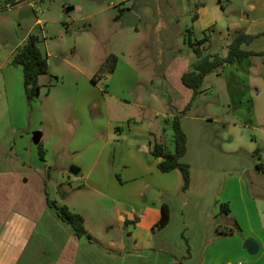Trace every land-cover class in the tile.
<instances>
[{"label": "crops", "instance_id": "obj_1", "mask_svg": "<svg viewBox=\"0 0 264 264\" xmlns=\"http://www.w3.org/2000/svg\"><path fill=\"white\" fill-rule=\"evenodd\" d=\"M125 1L121 0L120 4ZM177 1L180 0H175V2ZM260 1L264 7V0ZM90 2L92 1L90 0ZM104 2L105 0H103ZM110 8H116L115 13L110 14L112 26L134 29L132 33H129L133 38L130 46L134 47L137 43L142 42L144 37L137 27L141 17L134 13L138 18L136 27H126L122 21L123 11L126 7L124 5L118 7V5L110 3ZM193 8L196 10V21L189 20L187 22L188 19L179 18V26H177L179 33L185 37V34L189 35L188 31H190V36H195V32L198 30L200 34L208 37L209 42L211 34L207 35L206 32L214 31L206 7L202 0H197L193 4ZM176 9L178 13H185L182 6H178ZM254 11V7L250 5L247 10H244L245 13H242V15L245 14L246 23L250 25L246 27L247 29H243L240 13L237 17L239 22L234 21L231 26L237 27L238 31L241 30L240 32L245 30L244 33L247 35L255 36L251 31V26L257 20L250 17ZM159 13L156 9L157 16ZM105 26L108 27L109 24L105 23ZM156 28L163 31L161 43H171L168 34L177 28H168L165 23L160 22L157 23ZM229 32L230 27L227 28V36H229ZM202 38L196 39V41ZM225 38L223 37V39ZM148 44L149 47L152 46V42H148ZM244 46L246 45H243L242 49ZM188 50L191 52L189 47ZM160 55L158 52L156 58L157 60L161 59L162 72H179L176 88L182 95L179 100H169L168 108H166V104L160 105L156 98L148 97L149 101L155 100L156 106L164 107L165 111L163 112L157 108L155 111L152 107H147L148 101L140 96V90H144L140 85L144 86L145 82L141 81L142 74L138 72H151L149 65L146 64L147 57L143 52L133 56L131 51H124L121 53V57L109 54L103 60L104 63L107 62L106 67L103 66V63L101 69L104 67L102 71L104 70L107 75L104 92L108 97L126 107H135L136 111L140 112L143 121H149L153 112H156V117L161 116L163 121L168 123V119L176 115L175 111L183 110L192 96V92L187 88H181L180 84L182 74L187 71L192 61L182 62V54L173 52L170 46L162 49ZM132 61L142 63L134 65ZM117 72H120L119 80ZM128 75H131V81L127 80ZM93 80L95 83L94 78ZM90 81L92 82L91 79ZM97 86L98 84H95L94 87ZM251 89L255 95L254 98L251 96V110H248V113L245 108L236 109L233 107L232 112H228L223 119L208 121V119L200 117L190 118L188 113L192 109L191 106L190 110L181 117L180 125L187 139L186 152L181 161L189 166L190 171V184L185 192L181 191L183 180L180 172L177 170L167 173L159 172L157 170L158 161L150 154L151 146L157 142L164 145L168 151L173 152L172 137L170 136L169 139L165 137V127L161 125L155 127L156 133H154L150 131L151 126L143 128V121L136 122L130 118L124 121L120 119L112 121L110 105L107 101L100 108V119L98 120L100 123L103 122V125L106 122L104 141L100 145L99 151L108 150L111 154L110 141L113 137L111 134L113 123L115 126L127 127L128 130L125 131L123 138L129 137V141L125 145L127 151L132 147L126 160L122 163V182L130 183L122 186H126V188H121L120 194L110 195L111 193L107 190L109 188L105 187L106 173L111 169L106 151L105 155L99 152L95 159L89 163L90 165L77 163L75 166L79 167L80 171L76 176L69 172V167L66 166L69 163H65L66 160L61 161L60 172L54 181V186L50 188L52 167L46 159V154L44 161L40 160L38 143L41 142L44 151H46V148L58 147L60 141L56 140L57 142L54 143L51 139H45L44 134L39 131L41 125L39 126L38 123L31 127L22 121L13 123L11 127L15 129V132L11 138V151L14 157L13 161L16 162L18 159L20 168L15 169L14 166L0 170V264H127L129 259L141 264L143 252L154 250L152 247L153 236L158 232L163 233L170 229L176 222V218H178V222L175 226L183 239L186 238L185 234L189 236H208L210 234L215 239L216 230L221 229L224 222L220 216L222 204L228 205V218L236 222L242 232L241 236L233 235L230 236V239L234 241L237 239L240 244H243L245 240H252L257 245V252L251 254V258H246V261L249 264H264V116L259 115V110L253 101L262 95L261 91L253 86ZM100 91L103 92L102 89ZM119 93H124V95L119 97L117 95ZM246 99L249 103L250 100ZM260 103H262L261 100L258 104ZM94 122L95 120L91 123ZM242 126L248 127L258 134L243 140ZM100 128L101 126L95 125L92 129L93 133L84 132L81 134L76 132V129L66 140L67 155L77 154L79 156L85 153L84 157L92 159L94 147L84 148L83 145L92 134L101 131ZM142 132L146 136L143 137ZM116 134L122 136L120 131ZM141 137L142 139H138ZM131 141L134 142V145ZM136 142L139 145L136 146ZM81 182L83 189L96 192L106 190L107 195L104 197L107 200L119 199L123 209L118 210L119 224L122 229L119 234L122 238L118 241L100 239L92 235L91 230L87 227V211L83 207H79L77 199L72 197L75 190L79 188L74 184ZM50 189L55 190L54 194L60 197V204L66 206L72 213L83 217L84 228L91 240L86 237L75 239L71 228L48 207L47 199L56 202L50 194ZM163 205L169 209L170 221L165 228L157 230L155 225L161 217ZM223 239L225 237L215 239V246ZM124 240H127L126 243ZM127 243H130L129 250L125 245ZM186 243L188 244L189 241L184 239L185 253L187 248L190 253V247ZM156 248L163 250H158L157 253L167 251L160 246ZM207 254L206 251L204 255L206 258L202 259L200 264L207 263ZM180 257L181 261L173 255L167 258L172 262L177 261L179 264H191L192 256L189 254ZM242 257L246 256L243 254Z\"/></svg>", "mask_w": 264, "mask_h": 264}, {"label": "rangeland", "instance_id": "obj_2", "mask_svg": "<svg viewBox=\"0 0 264 264\" xmlns=\"http://www.w3.org/2000/svg\"><path fill=\"white\" fill-rule=\"evenodd\" d=\"M18 1V4L10 5L6 0H0V170L14 166L15 169L20 168L19 160L13 161L14 157L11 151V138L15 132L11 125L17 121L25 122L29 127L38 123L39 126L41 125L39 131L44 134L45 139H51L54 143L57 142L56 140L60 141L58 147L45 149L46 159L52 167L50 188L54 186V181L60 172L61 161L66 160L65 163H69L66 166L70 169L72 166L76 167L77 163L90 165L89 163L95 159L99 152L105 155L106 150L99 151V147L104 141L106 122L104 125L103 122H98L100 108L105 101L110 105L112 121L119 119L124 121L127 118L136 122L143 121L140 112L138 113L135 107H126L121 103H116L114 99L105 94L107 75L104 70L102 71L104 67L101 69V65L109 54L121 57V53L124 51H131L133 56L143 52L147 57L146 64L149 65L151 72H138L142 74L141 81L145 82L144 86L140 85L144 89L140 90V96L148 101L147 107H152L155 111L156 108L160 112L165 111L164 107L156 106L155 100L149 101L148 97L156 98L160 105L166 104V108H168L169 100L182 98L180 91L176 88L179 72H162L161 59L157 60L156 57L158 52L160 55L162 49L170 46L173 52L182 54V62L195 60V55L187 45L188 37L194 42L196 39L202 38L203 35L197 30L195 36L185 34L184 37L180 35L177 26H179V18L188 19L187 22L191 21L196 13L193 4L197 0L177 2L175 0H126L123 4H120L121 0H105L103 4H96L90 0ZM202 2L212 20L213 26H211L214 31L206 32L207 35L211 34V38L203 46L205 54L226 56L227 42L241 31L231 24L234 21L239 22L238 14L245 13L244 10H247L250 5L255 9L250 17L257 20L251 26V31L257 37L243 49L264 52V20H262L264 19V7L260 0H251V3L250 0H202ZM110 3H114L118 7L124 5L133 14L141 17L137 27L144 37L142 42L137 43L134 47L130 46L133 38L129 33H132L134 29L111 25L110 14L115 13L116 8L111 9ZM178 6H182L186 14L176 12ZM156 9L160 12L158 16ZM20 13H24L26 16L20 17ZM244 21L245 14L242 15L241 24L243 29H247L246 27L250 25ZM158 22L165 23L168 28H177L168 34L171 43H161L163 31L156 28ZM105 23H108L109 26L106 27ZM228 27H230L229 36L226 34ZM29 35L39 37L37 47L48 59V72L39 78L40 91L33 102H28L24 96L21 68L12 64L13 54L25 43ZM223 37L226 38L223 39ZM153 41L156 42L153 43ZM148 42H152L151 47ZM186 46L190 48L191 52ZM132 63L138 65L142 62L132 61ZM106 64L107 62L103 66ZM117 74L119 80L120 72ZM93 78L95 83L90 81ZM131 79V75H128L127 80L131 81ZM95 84L98 86L94 87ZM251 86L257 87L261 91L262 95L253 101L259 110V115L264 116V57L258 56L249 57L240 64L234 63L221 71H212L207 74L188 116L190 118H205L208 121L223 119L228 112H232L233 107L236 109L245 108L248 113V110H251V96L254 98L255 95ZM181 88L186 89L182 84ZM117 95L120 97L124 93ZM245 97L250 100L249 103ZM259 100L262 103L258 104ZM93 120L95 122L91 123ZM168 121V123L164 122L161 116L156 117V112H153L149 121H143V128L151 126L150 131L156 133L155 127L161 125L165 127V137L169 139L170 136L172 137L173 118H169ZM95 125L101 126L102 130L92 134L83 145L84 148L94 147L92 159L84 157L85 153L79 156L77 154L67 155L65 143L69 135L76 129V132L80 134L93 133L92 129ZM244 127L242 126L241 129L243 140L258 134L248 127ZM127 130V127L121 125L115 126L114 123L112 125L111 154L108 150L106 151L111 169L106 173L104 181L105 187L109 188L107 190L111 193L110 195L120 194L121 188H126V186H122L130 183L122 182V163L132 148L130 147L127 151L125 146L129 141V137L123 138ZM119 131L122 136L116 134ZM142 135L146 136L144 132ZM138 139H142V137ZM131 143L134 145V142L131 141ZM171 143L173 144L172 139ZM135 145L139 144L136 142ZM63 165L65 164L63 163ZM81 185L82 182L74 184L79 188L75 190L72 197L77 199L79 207H83L87 211V227L91 230L92 235L100 239L117 241L121 239L119 234L122 229L119 224L118 210H122L123 207L119 199L107 200L104 197L107 195L106 190L96 192L83 189ZM54 193L55 190L50 189V194L57 204L63 206L59 203L60 197ZM175 220L178 222V218ZM176 222L170 229L163 233L158 232L153 236L152 247L154 250L143 252L141 264H179L177 261L172 262L167 257L173 255L181 261V255H188L187 249L185 253L184 239L189 241L186 244L190 247L191 264H200L202 259L205 260L206 251L208 254L210 253V255L207 254L206 264H249L246 258H251V254L244 249V243L240 244L237 239L234 241L230 239L231 237H225L215 246L216 237L214 239L210 234L208 236L185 234L186 238L183 239L177 231ZM126 241L124 240V243ZM125 245L129 250L130 243ZM157 246L167 251L157 253L158 250L163 251L156 248ZM170 250L172 252H168ZM243 254L246 257H242ZM127 264L138 263L129 259Z\"/></svg>", "mask_w": 264, "mask_h": 264}, {"label": "trees", "instance_id": "obj_3", "mask_svg": "<svg viewBox=\"0 0 264 264\" xmlns=\"http://www.w3.org/2000/svg\"><path fill=\"white\" fill-rule=\"evenodd\" d=\"M7 4H18V0H6ZM196 21V15L191 18V22ZM190 36V31H188ZM257 36L247 35L244 32H238L226 46V56L222 57L218 54H205L202 46L208 42V37L205 35L202 39L192 42L188 37V46L195 55V60L192 61L187 71L181 76V84L192 92V96L185 108L181 111H175L171 124L172 142L174 145L173 152L162 145L155 143L151 146L150 154L158 161L157 170L161 173H167L173 170L180 172L183 180L181 188L185 192L190 184L189 166L181 161L186 152V135L183 132L180 120L191 108L192 103L199 93V88L202 86L207 74L212 71H221L225 67L234 64L242 63L249 57H264V52H253L242 49L243 45H250ZM39 37L37 35H29L23 45H21L13 54L12 64L20 66L23 74V91L28 102H33L39 95L40 85L39 78L48 72L47 56L43 55L38 49ZM92 82L94 80L92 79ZM38 154L41 161H44L45 151L42 143H38ZM47 205L54 213L66 223L72 231L75 239L86 237L91 240V237L86 233L84 228L83 217L79 214L72 213L66 206L58 205L57 202L47 199ZM229 208L227 204H222L220 207V216L224 219L221 229L216 230V239L221 237H230L233 235L241 236V229L238 224L228 218ZM170 221V212L166 205L161 208V217L155 228L162 230ZM189 254V248H187Z\"/></svg>", "mask_w": 264, "mask_h": 264}, {"label": "water", "instance_id": "obj_4", "mask_svg": "<svg viewBox=\"0 0 264 264\" xmlns=\"http://www.w3.org/2000/svg\"><path fill=\"white\" fill-rule=\"evenodd\" d=\"M91 1L96 4L103 3V0H91ZM24 16L26 15L22 13L20 14V17H24ZM137 20L138 18L129 9H125L123 11L122 21L124 22V25L126 27L135 28L137 24ZM79 171H80L79 168L74 167V166L70 167L69 169V172L74 176L78 175ZM244 247L248 251L249 254H255L257 252V245L252 240H245Z\"/></svg>", "mask_w": 264, "mask_h": 264}, {"label": "built area", "instance_id": "obj_5", "mask_svg": "<svg viewBox=\"0 0 264 264\" xmlns=\"http://www.w3.org/2000/svg\"><path fill=\"white\" fill-rule=\"evenodd\" d=\"M19 2V1H18Z\"/></svg>", "mask_w": 264, "mask_h": 264}]
</instances>
